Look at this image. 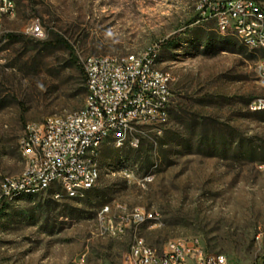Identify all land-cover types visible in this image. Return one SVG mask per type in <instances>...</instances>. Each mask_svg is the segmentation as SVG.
<instances>
[{
	"label": "rangeland",
	"instance_id": "obj_1",
	"mask_svg": "<svg viewBox=\"0 0 264 264\" xmlns=\"http://www.w3.org/2000/svg\"><path fill=\"white\" fill-rule=\"evenodd\" d=\"M203 1L15 0L13 16L0 24V182L24 167L19 140L28 123L83 104L85 84L59 37L80 65L89 55L154 49L172 81V106L163 125L135 129L137 146L103 143L98 180L82 195L56 188L61 195L54 196L51 188L5 200L0 264H121L135 236L157 249L197 237L228 264L258 261L264 171L255 164L264 161V112L247 105L264 95L257 82L264 54L237 38L227 44ZM35 23L38 35L30 33ZM174 33L178 38L163 45ZM105 204L145 208L157 219L115 233L99 217ZM113 208L110 225L117 223Z\"/></svg>",
	"mask_w": 264,
	"mask_h": 264
},
{
	"label": "built area",
	"instance_id": "obj_2",
	"mask_svg": "<svg viewBox=\"0 0 264 264\" xmlns=\"http://www.w3.org/2000/svg\"><path fill=\"white\" fill-rule=\"evenodd\" d=\"M201 7L212 18L219 30L242 25L243 34L253 39H264V0H204ZM1 11L11 12L8 0H0ZM203 11V12H204ZM0 30V35L2 34ZM30 33L38 35L40 25L30 27ZM150 60H156L153 50L138 54L89 55L82 59L85 73V87L91 90V103L72 116L70 121L61 125L41 122L27 124L19 144L25 147L31 157L32 170L19 179L4 177L0 182V196L5 199L11 191L17 189L50 186L67 183V192L78 189L85 182V162L93 154V148H101V135L107 131L116 132V139L135 137L136 146L139 137L133 132L139 125L155 127L166 123L164 113L152 110V102L172 106L171 82L160 81V71H150ZM257 82L264 83L263 70L257 72ZM250 108H263L264 95L252 98ZM264 166V163H256ZM130 177V176H127ZM153 175H146L145 181ZM67 196V194H66ZM102 205L99 217L106 220V229L110 222ZM116 220L121 230L134 228L138 220L153 212L145 208L134 217L121 219V211H116ZM157 219V215H156ZM156 219H150L149 226ZM121 264H228L221 253H212L205 249L197 237H186L167 241L160 249L148 244H130L122 255ZM253 264H264V253Z\"/></svg>",
	"mask_w": 264,
	"mask_h": 264
},
{
	"label": "bare ground",
	"instance_id": "obj_3",
	"mask_svg": "<svg viewBox=\"0 0 264 264\" xmlns=\"http://www.w3.org/2000/svg\"><path fill=\"white\" fill-rule=\"evenodd\" d=\"M15 5H16L15 0H8V7L11 9V12L8 14V11H1L0 24L3 22L4 19H7L13 16L14 11H15ZM215 26L219 34L230 36V37H235L239 39L240 42L248 49H251V50L264 49V39H253V43H252V41H250V37L243 34L242 25H235V27H226V28H223L222 30H219V25H215ZM130 54H135V53H130ZM263 64H264V60L260 62L258 70H263ZM150 71H157L156 60H150ZM159 71H160V81H167V77L165 73L161 69H159ZM90 103H91V90L89 87H86L84 101L80 108H78L77 110L65 113V114L49 115L45 117L44 120L47 123H53V125H61L63 122L70 121L73 115L78 114L80 111H82V108L84 106H89ZM250 109L252 111L264 112L263 108H256V109L250 108ZM152 110L157 111L158 113H164V118H169V110H167L166 104H163L160 102H152ZM28 124H34V122H31ZM114 139H116V132L114 131H107L106 135H101V142L111 141V143H113L115 146H122L124 144H128L130 146H136L135 137H124V138L117 139V140H114ZM100 149L101 148H93V154L90 155L85 162V182L88 185H78V189H74L73 192H67V183H58L57 185L50 186V189L55 188L54 196L61 195L60 194L61 192H59V190L56 188H59L62 191V193H64L65 195L67 194V196H76V195H82L84 191L91 189L96 184L98 177H99ZM20 153L24 161V167L19 174L10 176L9 179L22 178V176H26L32 170L31 157H29V154L25 150V147L21 144H20ZM258 163H264V161H261ZM257 169L260 171H264V166H258ZM123 173L127 176L130 175L129 173H126L124 169H123ZM45 190H46V186H39V189H35V188L17 189V191H11L9 195L5 198L11 199V198H17V197L26 196V195L37 194ZM110 209L111 208H106L107 216L110 212ZM120 209L122 211L121 219H129L131 217H134L135 213L142 211L143 208L133 207V208L126 210L124 207H120ZM150 219H156L155 212H148V216L141 217L140 220H138V223L137 225H135L134 228L139 227L141 225H149ZM111 221L112 219L108 218V222H111ZM109 229H112L115 233H123L125 231V230H121V225H118V221L117 223H115V225H110ZM140 239H142V243H147L146 241H144L142 237L135 236L133 240V244H140Z\"/></svg>",
	"mask_w": 264,
	"mask_h": 264
},
{
	"label": "trees",
	"instance_id": "obj_4",
	"mask_svg": "<svg viewBox=\"0 0 264 264\" xmlns=\"http://www.w3.org/2000/svg\"><path fill=\"white\" fill-rule=\"evenodd\" d=\"M197 18H198L197 16H194V17L189 21V23H192V22L196 21ZM6 35H7V37L10 38V39H14V38H16V35H15V34H12V33H6ZM178 35H179V33H174V34L170 35L167 39H165V40L163 41V45H170L174 40H176V39L178 38ZM222 36H223V35H222ZM223 40H224L225 42H227V44H232V45H235V44H236L235 37L224 36ZM56 42L62 44L66 49H68L69 54L71 55V58H72L73 62H75V63L77 64V66H78V69H79L80 75H81V77H82V79H83V82H84V84H85V80H86V79H85V73H84V70H83V68H82V65H80V64L78 63L77 58L74 56V50H73V48L71 47V45H70L65 39H63L62 37H59V38L56 40ZM254 51H256V50H254ZM258 51H260V52H262V53L264 54V49H262V50H258ZM85 90H86V87H85ZM5 200L7 201L6 198L0 200V213L2 212V210H3L4 206H5Z\"/></svg>",
	"mask_w": 264,
	"mask_h": 264
}]
</instances>
